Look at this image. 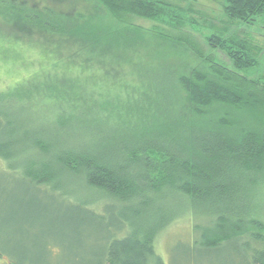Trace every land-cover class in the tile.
<instances>
[{
    "label": "trees",
    "instance_id": "trees-1",
    "mask_svg": "<svg viewBox=\"0 0 264 264\" xmlns=\"http://www.w3.org/2000/svg\"><path fill=\"white\" fill-rule=\"evenodd\" d=\"M26 1L0 0L3 24L42 34L31 41L48 58L0 86V160L19 159L33 186L64 194L79 185L113 203L106 231H96L104 215L82 201L57 229L82 245L93 226V264H165L156 239L171 217L153 208L176 195L187 200L178 207L208 219L194 225L190 243L208 252L232 247L242 264H264V223L239 199L241 178L257 184L264 172V73L254 71L264 45L248 30L264 28V0H216L219 26L196 17L190 3L168 0H96L104 13L89 14L81 26L70 12L31 9ZM133 16L154 22L149 38H140ZM0 31L3 61L28 40ZM192 33L215 54L197 49ZM181 48L201 64L171 65ZM4 256L2 264H34L26 254Z\"/></svg>",
    "mask_w": 264,
    "mask_h": 264
},
{
    "label": "rangeland",
    "instance_id": "rangeland-1",
    "mask_svg": "<svg viewBox=\"0 0 264 264\" xmlns=\"http://www.w3.org/2000/svg\"><path fill=\"white\" fill-rule=\"evenodd\" d=\"M168 1L180 5L190 3L196 11V17L206 16L219 26V18L223 15L219 1ZM25 5L36 10H42L45 7L55 8L59 14H61L60 12H70L68 14L74 16L72 21L76 22L78 26L83 24L89 14L93 13L92 15L96 17L97 13H104L97 7L96 0H27ZM78 13L83 17L77 20L75 16H78ZM6 21L4 17L0 16V30L22 32L28 41L14 44L9 51L4 52V62L0 60V86L20 79L25 73L28 75L39 70L40 63L47 61L48 58L44 57L38 46L31 41H43L42 34L32 31L22 24L4 25L3 23ZM131 24L141 26L144 36H140V38H149L150 35L145 29H149L154 22L133 16ZM188 30L190 31L189 28ZM248 30L255 41L264 45V28L259 27L258 29V26H254ZM168 31L172 35L176 34ZM141 33L140 35H142ZM192 34L196 39L197 49L201 50L203 54H215L205 43L200 33ZM153 43L154 46H159L157 41ZM181 49L185 51L181 50L178 55L170 54L171 65L194 67L201 64V59L193 50ZM0 50L2 51V49ZM217 54L222 58V54ZM259 60L260 68L254 71L256 74H263L264 52L259 54ZM245 74L254 75L253 71ZM126 79L131 80L132 76L126 75ZM19 162V159L6 162L0 160V251L4 253V259L11 255L17 256V253H20L26 254L27 261H32L31 263L34 264H93L95 254L99 250L95 246L98 243L95 241V228L89 227V234L91 233L93 236L90 235L91 239H87L86 244L81 245L75 242L71 232L57 229V225L63 223L61 217L64 216L65 211L79 205V201H82L89 202L90 207L96 205V211L106 218L105 223L96 231H106V225L109 224V221L112 222L113 218L110 209L107 211L106 208L113 203L106 198L99 199L95 193L87 189H80L79 185H68L67 190L70 193L64 194L60 190L56 192L49 187L33 186L27 181L22 166L16 164ZM252 177L246 175V180L241 178L240 207L244 205L248 214L264 223V172L258 176L257 184L249 183L248 180ZM185 201L187 200L183 197L175 195L154 203L155 208L153 209L159 206L164 207L166 209L163 214L169 213L168 215L171 217L167 227L160 232L156 239V250L163 257L165 264H242L232 247H223L215 252H208L195 246L192 242L190 243L198 235L194 231V225L197 223L206 224L208 219L207 217L201 219V216H194L190 205L189 208L184 209L178 207L186 204ZM1 261L0 264H2Z\"/></svg>",
    "mask_w": 264,
    "mask_h": 264
}]
</instances>
